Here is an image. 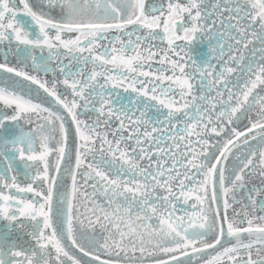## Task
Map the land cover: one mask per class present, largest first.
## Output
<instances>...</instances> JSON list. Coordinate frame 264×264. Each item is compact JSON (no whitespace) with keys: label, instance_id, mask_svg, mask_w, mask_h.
Returning a JSON list of instances; mask_svg holds the SVG:
<instances>
[{"label":"snow or ice","instance_id":"1","mask_svg":"<svg viewBox=\"0 0 264 264\" xmlns=\"http://www.w3.org/2000/svg\"><path fill=\"white\" fill-rule=\"evenodd\" d=\"M0 57V264H264V0H0Z\"/></svg>","mask_w":264,"mask_h":264},{"label":"flooded vegetation","instance_id":"2","mask_svg":"<svg viewBox=\"0 0 264 264\" xmlns=\"http://www.w3.org/2000/svg\"><path fill=\"white\" fill-rule=\"evenodd\" d=\"M155 2H158V0H147V3H149V4L155 3ZM57 14H58V10L53 12V15H57ZM124 38L127 39V37H124ZM105 43H107V41H105ZM205 53H207V44L206 43L203 45H200L195 51L197 58H199L201 56V54H205ZM0 60H2V57H0ZM90 67L91 66L89 65V68ZM48 79H51V74H49ZM112 92H113V99L115 100L117 107H120V105L123 104L125 106L133 108V110H134V105L130 103V101L135 100V94L134 93H126L122 89H114V90H112ZM115 92L120 93V99H116ZM153 115H155V108H153L152 111L149 112V116H153ZM249 115L254 116L253 113H250ZM160 118H163V116L161 115ZM81 119H87V120H89V122H91V120L95 119V116L92 113H88L87 115L81 116ZM245 124H248L247 119L242 121L241 127H243ZM169 144H171V141H169ZM258 144H259L258 140L257 141H250V146L253 149L256 148L258 146ZM235 164H236V162L233 159L229 160L230 166H235ZM18 182H20L21 185L23 186L24 184H26L30 181L26 180L23 175H20V176H18ZM251 184H255L256 186H260V178L259 177H252L251 178ZM251 184L249 186H251ZM89 191H91V190L89 189ZM235 207L239 210L241 205L237 204V205H235ZM180 208H181V210L187 209L188 212H192L195 210V209L189 208L187 205H183V204L180 205ZM257 214L258 215H264V213H259V212Z\"/></svg>","mask_w":264,"mask_h":264},{"label":"water","instance_id":"3","mask_svg":"<svg viewBox=\"0 0 264 264\" xmlns=\"http://www.w3.org/2000/svg\"><path fill=\"white\" fill-rule=\"evenodd\" d=\"M0 86H2V84H0ZM33 94L35 95V93H33ZM37 99L38 100L43 99V96L41 95V96L37 97ZM73 164H74V160H73ZM65 185L70 186V179L65 181ZM61 190H63V189H61ZM122 264H123V262H122ZM146 264H148V262H146Z\"/></svg>","mask_w":264,"mask_h":264}]
</instances>
